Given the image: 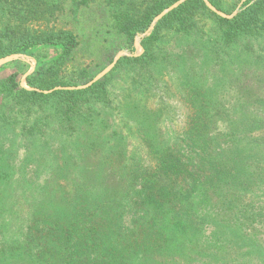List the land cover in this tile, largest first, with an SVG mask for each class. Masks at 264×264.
Returning a JSON list of instances; mask_svg holds the SVG:
<instances>
[{
	"label": "trees",
	"instance_id": "16d2710c",
	"mask_svg": "<svg viewBox=\"0 0 264 264\" xmlns=\"http://www.w3.org/2000/svg\"><path fill=\"white\" fill-rule=\"evenodd\" d=\"M69 5L0 0V61L63 48L27 77L31 90L19 71L0 80V264H264V0H160L139 30L175 8L144 54L83 89L58 76L77 33L38 26ZM169 32L195 34L178 58L182 133L161 127L165 111L144 105L139 82L117 105L109 91L123 63L159 83Z\"/></svg>",
	"mask_w": 264,
	"mask_h": 264
},
{
	"label": "rangeland",
	"instance_id": "374dc122",
	"mask_svg": "<svg viewBox=\"0 0 264 264\" xmlns=\"http://www.w3.org/2000/svg\"><path fill=\"white\" fill-rule=\"evenodd\" d=\"M74 1L76 2L74 8L69 5L64 12H58L51 22H41L38 26L56 30L72 29L79 36L80 47L67 63L58 70V76L62 80L77 85L78 89L87 88L93 82L109 76L120 59L125 57L138 58L143 55L145 52L143 44L146 38L153 34L158 21L178 6L177 4L170 10H165L161 16L156 17L151 22L145 31H142L139 30L144 26L141 23L143 20L147 23L150 21L152 13L155 11L152 8L157 6V2L160 0H115L114 2H111V0H89L87 3ZM233 1L237 2L238 0ZM227 2L231 3L232 0H227ZM218 14L221 17L228 16L223 12H218ZM125 17H131L134 21L131 24L133 28L130 27L131 31L135 32L134 36L122 30V25L129 23L125 20ZM38 26L36 27L38 28ZM209 29L210 27L204 28L203 32L206 34ZM171 34L169 32L165 36L163 39L165 44L158 50L161 63L164 67H168L165 70H159V73L156 74L159 83L153 84L147 81L151 73L155 77L153 70L149 73L139 63H132V65L127 66L126 63H123L124 65H120L110 77L109 91L111 100L117 105V103L123 101V97L127 98L130 96V92H134V88H130L131 85L139 82L140 86L137 87L144 97V105L152 112L156 110L157 112L159 110L165 111L160 118L161 127L171 131L170 133H182L186 126L184 116L186 109L180 95L182 88L181 76L183 74L180 65H178L180 62L178 58L181 54L186 53L189 55V52L182 53L181 48L187 46L188 41H191L190 43L194 42L195 34L190 37L184 36L181 38L182 40L180 39L181 42L171 37ZM203 38L207 39L209 37L205 35ZM206 44L207 41L198 43L199 46ZM261 45L258 49L264 51V42ZM62 54V47L43 46L36 47L27 54L8 57L0 61V80L8 78L15 71H19L21 73L18 80L19 84L21 87L31 90L26 82L27 77L39 69L42 71L50 69ZM16 61L21 63L18 68L12 65ZM213 75L216 76V74ZM92 80L93 82H91ZM162 101L166 103V106H162ZM24 153V149H20L18 156L23 157Z\"/></svg>",
	"mask_w": 264,
	"mask_h": 264
}]
</instances>
